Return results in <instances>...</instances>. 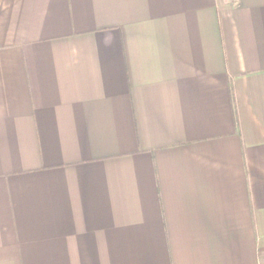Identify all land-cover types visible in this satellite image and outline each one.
Listing matches in <instances>:
<instances>
[{
	"label": "crops",
	"instance_id": "1",
	"mask_svg": "<svg viewBox=\"0 0 264 264\" xmlns=\"http://www.w3.org/2000/svg\"><path fill=\"white\" fill-rule=\"evenodd\" d=\"M0 264H264V0H0Z\"/></svg>",
	"mask_w": 264,
	"mask_h": 264
}]
</instances>
